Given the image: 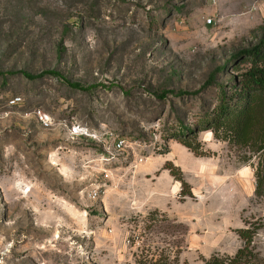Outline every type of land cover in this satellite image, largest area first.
Wrapping results in <instances>:
<instances>
[{
	"label": "rangeland",
	"instance_id": "374dc122",
	"mask_svg": "<svg viewBox=\"0 0 264 264\" xmlns=\"http://www.w3.org/2000/svg\"><path fill=\"white\" fill-rule=\"evenodd\" d=\"M255 47L264 0H0V264H206L243 229L263 263L258 154L204 124Z\"/></svg>",
	"mask_w": 264,
	"mask_h": 264
},
{
	"label": "trees",
	"instance_id": "16d2710c",
	"mask_svg": "<svg viewBox=\"0 0 264 264\" xmlns=\"http://www.w3.org/2000/svg\"><path fill=\"white\" fill-rule=\"evenodd\" d=\"M255 54V59H259L264 51L260 47L252 50L240 52L236 57L243 55ZM30 80H37L47 75H54L62 78L66 83L76 89L89 90L90 87L84 86L78 82H71L62 73L56 70H48L38 74H32L26 71L21 72ZM16 74L0 70V75L7 76ZM235 89L232 96H237L236 101L231 104L224 93L219 105V112L215 119H205L204 124L207 128H213L216 136L234 141L237 145L249 147L258 154V165L256 167L257 185L255 193L258 196L264 195V69L260 67H252L248 72L242 75L240 80L234 81ZM168 92H165L162 97ZM182 95L189 93L183 92ZM239 102V103H238ZM183 129H188L182 124ZM223 128V134L220 129ZM192 129H189V131ZM181 132V131H180ZM190 146L189 143H185ZM172 173L178 176L183 185L187 188L189 183L184 179L183 175H178L172 168ZM184 194H189L190 190H183ZM240 235L246 240V245L238 250L233 257L221 258L213 257L206 261V264H264L256 263L249 259L252 254L251 243L253 241L254 232L250 229H243Z\"/></svg>",
	"mask_w": 264,
	"mask_h": 264
},
{
	"label": "built area",
	"instance_id": "2783aa9c",
	"mask_svg": "<svg viewBox=\"0 0 264 264\" xmlns=\"http://www.w3.org/2000/svg\"><path fill=\"white\" fill-rule=\"evenodd\" d=\"M120 143L124 144V141H121ZM92 196L94 198H97L99 196V192L96 189L92 190Z\"/></svg>",
	"mask_w": 264,
	"mask_h": 264
}]
</instances>
